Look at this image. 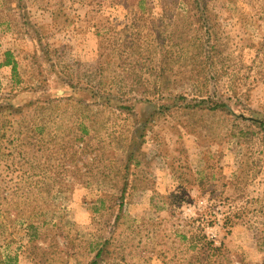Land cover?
<instances>
[{
	"label": "rangeland",
	"instance_id": "374dc122",
	"mask_svg": "<svg viewBox=\"0 0 264 264\" xmlns=\"http://www.w3.org/2000/svg\"><path fill=\"white\" fill-rule=\"evenodd\" d=\"M190 22L209 61L185 62ZM156 39L168 53L122 62L129 41ZM153 70L184 106L225 105L154 99ZM91 88L150 101L113 114ZM134 120L145 140L121 200ZM251 120L264 121V0H0V264H89L105 240L98 264H186L201 229L233 264H263L264 130Z\"/></svg>",
	"mask_w": 264,
	"mask_h": 264
},
{
	"label": "trees",
	"instance_id": "16d2710c",
	"mask_svg": "<svg viewBox=\"0 0 264 264\" xmlns=\"http://www.w3.org/2000/svg\"><path fill=\"white\" fill-rule=\"evenodd\" d=\"M145 2V0H140V4ZM193 11H189L188 13V18L189 20L194 19L195 17L198 16V13H196L194 16L191 15ZM200 16L204 18V13L200 12ZM144 14L141 16L143 17ZM143 19V18H142ZM186 23L187 21H183ZM155 22L153 21V24ZM158 24L160 25L159 30H158V35L164 32V22L163 19L158 21ZM191 29V33L186 37L181 40V45L180 51L183 53L185 57V62L186 61H191L193 62L194 60H198L199 57L207 59L209 61V56H207V51L205 50L204 43L202 42L203 39L200 36L201 33L199 31L201 30V27L199 29H193V23L190 22L187 25ZM157 43V44H155ZM173 45V44H172ZM167 44V40H158L156 39V42H153V44H150L147 46V48H143L138 41H129L127 43L126 48L124 49V52H122V62H128L130 64H133L132 61L133 59L139 64L141 58H149L151 61V56L150 52L154 49L153 54L157 53V50H160V53L162 54L163 52L168 53L169 48L172 47ZM167 50V51H166ZM203 51L205 52V57L203 56ZM147 54V56H146ZM146 56V57H145ZM110 57V56H108ZM140 58V59H139ZM5 66H12L15 69V66H13V63L11 62V59L8 58L6 62L4 63ZM129 72V71H128ZM130 74H135V70L132 72H129ZM150 75L154 76L156 79V87L153 90V98L157 100H165L168 98H173L175 101L171 105H181L182 107L185 108V110L193 111V112H199L204 110L205 108L209 109L210 111H220L222 110L223 106L225 105L224 101L219 100L216 96L215 99L212 100V98H209L207 100L205 99H200L197 100L195 99V104L191 105L190 103L186 106L182 104L181 100H185V96L183 95H174L172 92H164V82L168 80L166 72L159 73L156 72L155 70L149 71ZM155 73V74H152ZM136 75V74H135ZM195 76H191L193 79L196 78L198 79L199 76H201V72L197 71L194 72ZM202 79H210L208 76H203ZM88 92H90L93 96L94 99L98 98V101H101L102 106H105L106 108H110V113H116V111H120L122 113H125L124 111H127L129 114H133V106L129 105V101L134 100L135 102H146L150 101L149 96H145L146 92L145 91H150L148 89H145L144 92L141 94V98L138 100L135 96H132L133 93H139L140 90H137L133 88L132 90L128 92H122V90H119L121 95L119 94H114V93H106V92H101L98 89H88ZM234 96L237 97V93H234ZM228 99H231L230 97ZM100 103V102H98ZM181 103V104H179ZM170 106H160L159 110L155 111V114L161 113L163 110H168ZM229 110V109H228ZM127 113V114H128ZM128 114V115H129ZM134 116V114H133ZM130 119H132L131 116H129ZM245 121L246 119H242ZM249 121V120H247ZM253 121L252 124L257 125L261 129L264 130V121H259V120H251ZM137 123L136 120H134L133 127L129 129L128 131V136H127V144H126V158L125 162L123 164V168L121 169L120 174L122 175V186L123 188L121 189V200L125 199V193L128 188V179L129 176L135 175L134 170L132 172V169L137 168L140 165V158L142 155L143 151V145H144V140H145V131H146V124L145 123ZM82 129V128H80ZM83 134H84V130ZM232 219L233 216H227L225 218L224 226L227 227L229 225H232ZM183 239L187 240L186 236H183ZM262 244L261 246L264 248V236H262ZM190 244H191V249L194 251L192 256L186 261V264H233L230 261V258L228 257L227 250L221 244V246H216L214 241L210 240L208 236L204 233V231L201 229L200 232L190 238ZM107 240H105L101 246H98V251L96 256L89 262V264H98V260L101 258L103 255V251L107 245ZM264 264V262H263Z\"/></svg>",
	"mask_w": 264,
	"mask_h": 264
},
{
	"label": "clouds",
	"instance_id": "9594fccd",
	"mask_svg": "<svg viewBox=\"0 0 264 264\" xmlns=\"http://www.w3.org/2000/svg\"><path fill=\"white\" fill-rule=\"evenodd\" d=\"M84 215H85V216H87V214H86V213H85ZM76 219H77V220H79V216H77V217H76Z\"/></svg>",
	"mask_w": 264,
	"mask_h": 264
}]
</instances>
